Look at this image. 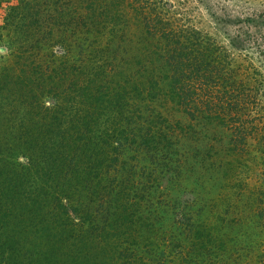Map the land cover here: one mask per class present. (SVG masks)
Wrapping results in <instances>:
<instances>
[{"label": "trees", "instance_id": "trees-1", "mask_svg": "<svg viewBox=\"0 0 264 264\" xmlns=\"http://www.w3.org/2000/svg\"><path fill=\"white\" fill-rule=\"evenodd\" d=\"M16 2L0 63V264H163L180 243L143 213L137 176L177 168L160 102L192 118L202 103L209 118L235 119L242 143L255 129L245 118L264 117L259 70L178 22L163 0ZM235 19L264 28V14ZM252 33L237 31L229 46L248 53ZM254 48L264 61V42ZM257 143L264 166V125ZM256 193L258 225L264 189ZM188 211L171 227L199 255L213 236Z\"/></svg>", "mask_w": 264, "mask_h": 264}, {"label": "rangeland", "instance_id": "rangeland-1", "mask_svg": "<svg viewBox=\"0 0 264 264\" xmlns=\"http://www.w3.org/2000/svg\"><path fill=\"white\" fill-rule=\"evenodd\" d=\"M163 1L164 8L176 16L178 22L208 34L229 50L234 61L240 63L248 58L264 79V61L257 53L258 48H254L263 44L264 28L258 33L252 25H245L242 21L238 23L235 19L264 14V0ZM14 3L16 0H0V63L10 58L6 36L10 27L5 25L4 16L7 6ZM253 30L254 35L245 44L248 45V53L237 52L229 46V39L237 31L243 34ZM129 32L130 37H136L134 24H130ZM207 93L201 91L203 95ZM259 100L264 105V96ZM160 104L163 115L176 124H171V127L177 168L151 175L146 170L138 171L137 167L136 172L143 184H138L139 189L144 190L147 200L143 204V213L151 215V219H158L155 224L167 241L172 236L170 241L180 243L171 251L164 250L166 261L163 264H264V220L256 224L254 208L250 205L252 194H257V187L264 189L261 185L264 166L259 163L257 147V138L264 125V117L258 119L257 115L261 117L262 113L252 111L245 118L255 129L245 135L244 142L238 143L236 131L239 121L209 118L202 103H199L193 118L172 102L163 100ZM249 106L251 111L252 103ZM242 124L247 125L245 122ZM227 204H231L229 210ZM184 210H189L187 214L192 215L193 222L206 226L213 236L212 242L199 255L193 252L187 255L186 240L178 241L180 234L172 231V224ZM178 233L184 235L185 230L179 229ZM152 255L150 253L149 256ZM150 264L158 263L152 260Z\"/></svg>", "mask_w": 264, "mask_h": 264}]
</instances>
